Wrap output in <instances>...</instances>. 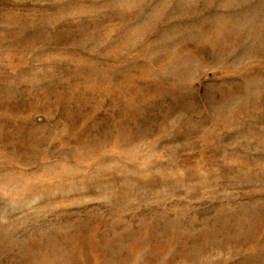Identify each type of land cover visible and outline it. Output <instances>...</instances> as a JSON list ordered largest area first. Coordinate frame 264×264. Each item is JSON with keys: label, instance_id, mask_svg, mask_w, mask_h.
<instances>
[{"label": "rangeland", "instance_id": "374dc122", "mask_svg": "<svg viewBox=\"0 0 264 264\" xmlns=\"http://www.w3.org/2000/svg\"><path fill=\"white\" fill-rule=\"evenodd\" d=\"M0 264H264V0H0Z\"/></svg>", "mask_w": 264, "mask_h": 264}]
</instances>
